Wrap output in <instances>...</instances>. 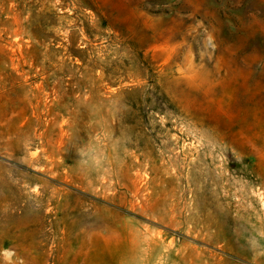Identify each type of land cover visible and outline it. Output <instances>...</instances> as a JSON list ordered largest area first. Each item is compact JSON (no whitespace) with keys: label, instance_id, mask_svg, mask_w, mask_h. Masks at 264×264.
Returning a JSON list of instances; mask_svg holds the SVG:
<instances>
[{"label":"rangeland","instance_id":"374dc122","mask_svg":"<svg viewBox=\"0 0 264 264\" xmlns=\"http://www.w3.org/2000/svg\"><path fill=\"white\" fill-rule=\"evenodd\" d=\"M0 5V264H264V0Z\"/></svg>","mask_w":264,"mask_h":264},{"label":"trees","instance_id":"16d2710c","mask_svg":"<svg viewBox=\"0 0 264 264\" xmlns=\"http://www.w3.org/2000/svg\"><path fill=\"white\" fill-rule=\"evenodd\" d=\"M5 1H7V0H0V3L2 4L3 2H5ZM2 6L0 5V8H1ZM32 19H30L29 21H31ZM29 21H28V23H29ZM27 39V38H26ZM29 39H32L33 41H35L36 39H38V38H34V37H30ZM33 46V44L31 45V47ZM34 47H35V45H34Z\"/></svg>","mask_w":264,"mask_h":264}]
</instances>
